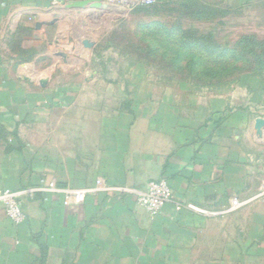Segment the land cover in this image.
I'll list each match as a JSON object with an SVG mask.
<instances>
[{"label":"crops","instance_id":"obj_1","mask_svg":"<svg viewBox=\"0 0 264 264\" xmlns=\"http://www.w3.org/2000/svg\"><path fill=\"white\" fill-rule=\"evenodd\" d=\"M218 1L244 8L259 0ZM60 5L0 0V190L24 191L27 215L18 225L0 206V264L261 258L264 92L241 81L202 88L205 100L194 105L168 97L119 109L103 101L99 71L82 54L83 19L111 10ZM93 38L97 47L102 37ZM99 178L107 189L65 203L61 189ZM161 178L173 199L151 214L133 190Z\"/></svg>","mask_w":264,"mask_h":264},{"label":"rangeland","instance_id":"obj_2","mask_svg":"<svg viewBox=\"0 0 264 264\" xmlns=\"http://www.w3.org/2000/svg\"><path fill=\"white\" fill-rule=\"evenodd\" d=\"M58 1L61 11L74 0ZM100 1L107 4L104 9L111 11L83 19L86 32L82 54L86 68L96 67L99 71L95 87L106 92L101 94L103 101L118 104L119 109L132 102L157 103L168 97L186 105L205 100V95L199 93L201 82L189 76L188 61L195 57L202 67L232 65L230 62L239 58L238 52L247 39L256 42L255 54H247L248 62L241 58L235 75H254L264 69V0L244 8L228 7L218 0H163L152 5L141 0ZM198 8L205 13L197 12ZM51 32L45 31L42 37ZM95 34L102 37L97 47ZM185 40H200L209 49H186ZM225 48L235 52H224ZM178 53L183 60L176 65L173 58ZM249 260V264H264V254L261 258L252 255Z\"/></svg>","mask_w":264,"mask_h":264},{"label":"built area","instance_id":"obj_3","mask_svg":"<svg viewBox=\"0 0 264 264\" xmlns=\"http://www.w3.org/2000/svg\"><path fill=\"white\" fill-rule=\"evenodd\" d=\"M144 4H152L156 0H141ZM102 178L97 179L92 187L76 189H61L65 195V203H78L85 199L88 193L99 192L107 189ZM48 189L56 190L55 182L50 183ZM129 190V189H124ZM132 191V190H131ZM136 193L138 202L151 214L159 213L163 207L173 199V190L167 179H152L148 181L143 190H133ZM24 191L2 189L0 190V206L3 207L7 216L15 223L25 222L27 215L23 207L22 195Z\"/></svg>","mask_w":264,"mask_h":264},{"label":"trees","instance_id":"obj_4","mask_svg":"<svg viewBox=\"0 0 264 264\" xmlns=\"http://www.w3.org/2000/svg\"><path fill=\"white\" fill-rule=\"evenodd\" d=\"M157 1H163V0H156L154 3ZM199 0H193L192 3H196ZM152 3V4H154ZM199 3V2H198ZM151 4V5H152ZM194 5V4H193ZM197 5L196 7H198ZM197 12H202L205 13V10L201 9H196ZM148 26H150L148 24ZM252 37V36H250ZM209 45L203 43L202 41H192V40H185L183 47L186 49H192V48H205L209 49ZM255 47H256V42L254 41H249L247 39V44L243 47L242 50L238 52L239 58L230 62V64H222L219 66H201L199 59L192 57L187 65H189V73L191 78H195L196 82H201L199 84L200 86L203 87H217V86H222V85H227L230 83H234L237 81H247V85L251 88L254 89L255 86H258L260 88L261 93L264 92V69L263 71H260L259 73H256L254 75H248V76H242V75H235V68H237V63L241 62V58L243 62H248L249 59L246 58L248 53H252L253 55L255 54ZM224 52H235V50H231L229 48H225ZM183 60V57L180 53H178L174 58L173 62L178 65L181 64ZM238 60V61H237ZM262 64H264L263 61H261ZM201 66V67H200ZM239 66V65H238ZM239 68H242L241 65ZM238 68V69H239ZM232 71V72H231Z\"/></svg>","mask_w":264,"mask_h":264},{"label":"water","instance_id":"obj_5","mask_svg":"<svg viewBox=\"0 0 264 264\" xmlns=\"http://www.w3.org/2000/svg\"><path fill=\"white\" fill-rule=\"evenodd\" d=\"M89 5L90 7H94V8H106L107 4L97 0V1H93V0H75V1H71L70 3L67 4V7L72 8V7H76V8H80V7H85Z\"/></svg>","mask_w":264,"mask_h":264}]
</instances>
